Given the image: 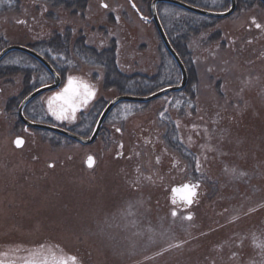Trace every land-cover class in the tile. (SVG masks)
I'll list each match as a JSON object with an SVG mask.
<instances>
[{
	"label": "rangeland",
	"instance_id": "rangeland-1",
	"mask_svg": "<svg viewBox=\"0 0 264 264\" xmlns=\"http://www.w3.org/2000/svg\"><path fill=\"white\" fill-rule=\"evenodd\" d=\"M14 1L18 9L0 16V51L33 45L45 33L71 32L99 51L115 44L124 75L155 77L167 63L176 72L172 85L181 82L174 60L164 59L151 17L154 0H87L85 11L54 9L44 0ZM205 5L223 11L230 1ZM162 15L173 12L162 8ZM173 29L169 24V32ZM188 48L196 77L193 96L172 107V95L146 109L122 107L88 146L73 141L54 146L43 133L25 130L17 112L6 111L9 100L20 104L25 98L24 77L0 75L3 264L73 256L77 264H264V217L259 219L264 216V7L240 8L193 37ZM2 64L12 68L19 61L11 57ZM69 65L64 85L31 105L29 115L37 122L55 121L72 130L80 113L88 115L96 105L104 110L119 95L104 88L102 68L72 54ZM42 76L32 78L34 90L53 83L49 74L45 81ZM69 76L91 85L95 96L74 120L60 121L48 111L47 99ZM148 124L153 146L138 135ZM169 125L194 155V167L164 145L155 149ZM18 137L25 140L23 148L15 145ZM90 156L93 168L86 165ZM188 182L201 183L204 193L186 212L166 197Z\"/></svg>",
	"mask_w": 264,
	"mask_h": 264
},
{
	"label": "trees",
	"instance_id": "trees-1",
	"mask_svg": "<svg viewBox=\"0 0 264 264\" xmlns=\"http://www.w3.org/2000/svg\"><path fill=\"white\" fill-rule=\"evenodd\" d=\"M54 9H66L68 11H85L87 9V0H44ZM190 5L208 9L210 6L205 5V2H212V0H182ZM239 9L246 7L248 9L261 6L258 0H238ZM162 8L169 9L173 12V15L163 16ZM18 9V4L14 0H0V16L7 11H15ZM159 14L165 31L171 41L172 46L177 51L183 62L186 64L189 72V84L187 89L182 93L174 94L169 98V105L172 107L177 99L186 96H193V88L196 85V77L194 70L191 66V52L188 48V44L193 37L198 36L201 32L213 28L218 20L201 17L192 13H189L178 7L171 5L162 4L159 6ZM181 15H184L181 17ZM173 25V30L169 32L168 27ZM48 30V29H47ZM50 32V31H49ZM30 47L42 55L47 61L55 68V70L62 76L70 70L69 63L71 62V54L77 59L83 62L85 65L100 67L104 70V88L106 90H115L121 95H135V96H148L156 91L173 84V78H175L176 72L174 71L173 65L163 64L160 68L158 76L148 77L141 75L127 76L121 73L116 63L115 55V44H112L109 49L99 51L95 48L89 47L85 43V39L82 36H75L69 32L65 36L59 34L45 33L41 36L35 44H31ZM15 58L19 61V64L14 65L12 68H6L3 66V62L9 58ZM171 57L167 51H165L164 59L168 60ZM0 64V75L2 77H24V96L31 93L35 87L31 85L32 78L37 76V73H42L44 76L40 77V80L45 81L47 76L46 70L43 66L37 63L33 58L19 52H14L8 55ZM42 84L39 82V85ZM37 85V86H39ZM141 107L148 108V104H122L115 111L122 107ZM19 107L18 101L15 99L9 100L6 106L8 113L12 114L17 112ZM102 108L99 105L96 106L94 111L89 115L82 117V123L75 128L77 134L86 137L95 126L97 117L101 113ZM27 116L34 119L27 113ZM109 117V122L112 118ZM151 128L148 124V129L139 131L138 135L144 142L149 143L151 146L154 145V139L151 134L147 135L148 130ZM46 138L50 139L54 146H62V143L70 144L71 141L63 137L43 133ZM144 135V136H142ZM155 149L157 150L160 146H165L173 153L179 155L183 160L190 163L191 166H195L194 155L188 151L179 141L178 133L175 125H169L167 133L163 137V140L156 143ZM157 152V151H155ZM204 190V189H203ZM170 196L166 197V199ZM201 198L197 200L196 204L200 203ZM264 210V209H263ZM264 212V211H262ZM261 216V215H260ZM262 215L259 219H262Z\"/></svg>",
	"mask_w": 264,
	"mask_h": 264
},
{
	"label": "water",
	"instance_id": "water-1",
	"mask_svg": "<svg viewBox=\"0 0 264 264\" xmlns=\"http://www.w3.org/2000/svg\"><path fill=\"white\" fill-rule=\"evenodd\" d=\"M263 5H264V0H259ZM231 2V7L228 11L225 12H217V11H209V10H205V9H201V8H197L194 6H191L185 2H182L180 0H154L152 2V8H151V13H152V21L154 22L158 33L161 37L162 43L165 46L166 50L168 51V53L172 56V58L174 59L176 65L178 66L180 72H181V76H182V80L181 83L177 86H171L165 89H162L150 96H132V95H120L117 98H115L114 100H112L108 106L105 108V110L103 111L97 125L96 128L92 134V136L90 138H83L80 137L68 130H64L58 127H54V126H49L46 124H42V123H36V122H32L30 120H28L25 117L24 111L26 106L33 101L34 99H36L37 97L48 93V92H52L57 90L58 88H60L62 80L61 77L59 76V74L56 72V70L51 66V64L45 59L43 58L41 55H39L37 52H35L34 50L28 48V47H24V46H19V45H14V46H10L5 48L4 50H2L0 52V63L4 60V58L12 53V52H21L24 53L32 58H34L35 60H37L38 62H40L45 68L46 70L50 73V75L52 76L53 80H54V84L50 85V86H46L43 88H40L38 90H36L34 93H32L30 96H28L23 103L21 104L19 111H18V117L20 119V121L27 127V128H31V129H36V130H40V131H46V132H52L55 134H58L60 136H63L65 138H68L76 143H79L81 145L84 146H88L93 144L99 137L101 130L103 128V125L105 123V121L107 120L108 116L110 115V113L120 104L122 103H141V104H145V103H151L155 100L161 99L162 97H165L169 94H173V93H179L182 92L188 85V81H189V76H188V71L187 68L185 66V64L183 63V61L181 60L180 56L178 55V53L176 52V50L173 48V46L171 45L167 34L163 28V25L160 21L159 15H158V11H157V6L160 4H169V5H173V6H177L181 9H184L188 12H191L193 14L199 15V16H203L206 18H211V19H217V20H223V19H227L229 17H231L237 10L238 4H237V0H230ZM23 141L22 145L17 146V148H23L25 141L22 138H19ZM93 158V157H92ZM93 165L90 167L88 164V159H87V166L88 168H93L95 165V159L93 158ZM185 185H195V184H185ZM184 186V185H183ZM183 186H176L172 189V194H173V198L179 202H183L185 204V206L187 208H191L194 204V200L196 199L198 192H199V188L200 185L197 184L195 185V195L192 197V203L188 204L186 202V200L184 199V196L187 195V193L185 192H176L174 191L175 189H182ZM191 216H188V219H190Z\"/></svg>",
	"mask_w": 264,
	"mask_h": 264
},
{
	"label": "snow or ice",
	"instance_id": "snow-or-ice-1",
	"mask_svg": "<svg viewBox=\"0 0 264 264\" xmlns=\"http://www.w3.org/2000/svg\"><path fill=\"white\" fill-rule=\"evenodd\" d=\"M104 7H107V5L105 4ZM21 23H23V21H21ZM256 27L260 28L261 25L257 24ZM94 96L95 90L91 85L77 77L69 76L67 85L61 91L48 97V111L56 120H74L77 111H79L82 106L87 105ZM15 143L17 146H20L23 141L18 138ZM93 162V158L89 157L88 164L90 167L93 165ZM195 187V185H184L182 189L178 188L174 191L187 193L184 199L188 204H191L192 197L195 195ZM173 215H176V213L173 212ZM69 260L71 264H77V258L74 256L68 259H56L53 257L51 262L45 259L41 264H69ZM0 264H3V262L0 261ZM32 264H35V262H32Z\"/></svg>",
	"mask_w": 264,
	"mask_h": 264
},
{
	"label": "flooded vegetation",
	"instance_id": "flooded-vegetation-1",
	"mask_svg": "<svg viewBox=\"0 0 264 264\" xmlns=\"http://www.w3.org/2000/svg\"><path fill=\"white\" fill-rule=\"evenodd\" d=\"M31 93H33V92H31ZM30 95V93L25 97V98H27L28 96ZM25 98H24V100H25ZM40 97H38V99H39ZM23 100V101H24ZM35 103H34V100L32 101V102H30L27 106H26V108H25V115H27V113L29 112V114H30V108L32 107L31 105H34ZM32 116V115H31ZM33 117V116H32ZM53 117V116H52ZM31 119V118H30ZM33 121L34 122H36V120H35V118L33 119ZM54 121H53V123H49L50 125H54ZM106 123V122H105ZM22 124V123H21ZM24 126V125H23ZM104 127H105V125H104ZM104 127H103V129H104ZM24 129L26 130V127L24 126ZM103 129H102V131H101V134H102V132H103ZM29 130H32V129H29ZM34 130V129H33ZM100 134V135H101ZM120 156H122V154H120ZM172 200V203H173V199H171ZM175 205L177 206V208L178 209H180V210H183V206H182V204H180L178 201H176L175 202Z\"/></svg>",
	"mask_w": 264,
	"mask_h": 264
},
{
	"label": "bare ground",
	"instance_id": "bare-ground-1",
	"mask_svg": "<svg viewBox=\"0 0 264 264\" xmlns=\"http://www.w3.org/2000/svg\"><path fill=\"white\" fill-rule=\"evenodd\" d=\"M159 100V99H158ZM155 101H157V100H155Z\"/></svg>",
	"mask_w": 264,
	"mask_h": 264
}]
</instances>
